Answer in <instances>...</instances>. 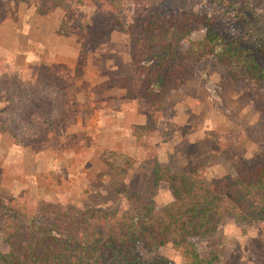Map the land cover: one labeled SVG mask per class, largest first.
Here are the masks:
<instances>
[{
  "label": "rangeland",
  "instance_id": "374dc122",
  "mask_svg": "<svg viewBox=\"0 0 264 264\" xmlns=\"http://www.w3.org/2000/svg\"><path fill=\"white\" fill-rule=\"evenodd\" d=\"M113 5L111 19L140 38L137 57L144 72L157 66L159 53L166 54L163 46L171 39L164 43L161 35L170 25L166 17L177 12L210 18L225 41L260 47L264 55V0ZM94 14L87 0H65L55 8L44 0H0V208L14 200L25 206L10 221L0 217V264H48L46 252L32 255L26 248L36 246L25 239L37 238L31 233L36 223L47 229L38 238L49 240L53 262L64 261L60 246L69 233L77 245L109 234L113 222L105 227V214L126 215L128 226L144 220L148 227L153 218L176 233L199 192L187 194L178 180L173 183L182 169L196 166L213 182L264 153V88L240 73L241 66L211 54L179 53L173 63L165 61V69L194 66L193 74H175L176 81L159 85L155 80L150 87L145 73L133 72L132 36L119 29L79 56ZM158 16L164 28L153 26ZM203 39L204 32L193 30L192 41ZM152 87L154 95L145 97ZM171 184L180 188V200ZM91 211L101 221L84 223L82 215ZM194 241L201 258L213 253L219 264H264V221L238 225L225 218ZM161 253L180 263L172 245Z\"/></svg>",
  "mask_w": 264,
  "mask_h": 264
},
{
  "label": "trees",
  "instance_id": "16d2710c",
  "mask_svg": "<svg viewBox=\"0 0 264 264\" xmlns=\"http://www.w3.org/2000/svg\"><path fill=\"white\" fill-rule=\"evenodd\" d=\"M44 1L48 3L49 7L55 8L65 0ZM114 1L87 0L88 4L95 7V14L91 19L89 29L84 35L79 49L81 58L86 57L89 52L105 44L109 40L111 33L119 29L121 32L132 36L130 38V46L133 54L131 62L133 72L139 76L145 73L146 79L144 81L148 82L147 84L150 87L155 80H158V83L156 82L157 85H159V80L168 81L173 78L176 81L175 74L179 77L184 72L192 75L193 69L195 70L194 66L193 69L189 67L165 69L167 65L165 61L173 63L179 53L188 55L200 53L201 55H214L218 62L226 63L228 66L232 64L241 66V70L239 69L240 73L244 74L249 80L254 79L259 88H264V55L262 49L260 47L255 49L253 46L245 45L238 41H225L220 36L221 34L214 30L213 20L200 15H193L190 12H177L170 18L166 17L170 25L161 35L165 39L164 43L167 39H171L163 46L162 52L167 50L164 52L166 54L162 57L160 53L157 55L160 61L153 70L142 71L137 57L140 53L137 41L140 38L138 36L135 37L132 30L126 29L121 23L111 19L110 7L114 6ZM182 17H184L183 21L180 19ZM158 25L165 27V24L161 22V16H158L156 23L153 24L155 27H158ZM196 29L204 32L203 40L196 42L191 40L193 30ZM158 43L161 44L162 42L159 41ZM150 48L152 47L150 46ZM178 60L182 64L185 58L180 55ZM228 74L233 80H238L236 73L228 70ZM179 83H181V80ZM154 93L155 91L152 87L148 88L147 94L144 95L148 98L153 96ZM177 180L187 194H191L196 190L199 192L195 193L192 204L183 214L184 228H179L176 233H173L168 224L162 221H154L153 218L148 221V227L144 225L146 223L144 220H140L142 223H139V225L138 223L130 222L132 224L128 226L125 220L126 215L117 218L111 214H105L103 217L105 227L107 222L112 220L114 229H111L109 234L105 233V236L100 235L102 237L99 238L95 235L96 238L92 237L81 245L75 244L72 240L73 236L69 233L66 241L62 239L66 243H61L62 245L60 246L59 255L61 254L60 258H64V261L56 260L53 262L51 257L54 253H49L48 250L50 246L49 240L46 242L41 237L38 238V235L47 231L43 224H33L31 233L35 232L37 238L25 236V239H29L36 246L33 248L34 245L31 244L26 248L31 251L32 255H37L38 249L41 252H46L48 264H219V257L216 254L211 253L205 258H201L198 245L194 240L209 236L225 218L233 219L238 225H253L256 222L264 221V153L256 156L254 164L240 166L237 168L235 175L226 176L222 180L207 182L204 173L196 166L182 169L179 173V178L174 177L172 179L173 183ZM170 187H173L172 184ZM172 189L174 197L180 200L178 199L181 198L180 188L175 186ZM1 210L4 213L0 212V217L1 215H7V221H10L14 218V212L16 210L24 211L25 206L21 207L14 200L0 208ZM99 216L97 211H91L82 215V219L84 223L91 219L101 221ZM13 228L14 233H18L17 228ZM19 236L21 235L19 234ZM103 237L105 238L103 239ZM176 237L179 240H176ZM19 238L21 240V237ZM181 243H185V246L179 249ZM44 244L47 246L45 247ZM167 245H172L173 249L178 253L180 263H171L166 256L162 255L161 250ZM71 247L72 250H70ZM80 249L82 251L78 252ZM64 252H71L70 258H66ZM4 257L7 258V256ZM7 262L10 264L11 261L7 260Z\"/></svg>",
  "mask_w": 264,
  "mask_h": 264
},
{
  "label": "crops",
  "instance_id": "0c3cea01",
  "mask_svg": "<svg viewBox=\"0 0 264 264\" xmlns=\"http://www.w3.org/2000/svg\"><path fill=\"white\" fill-rule=\"evenodd\" d=\"M69 71H71V69H69ZM105 125V124H104ZM105 127V126H104Z\"/></svg>",
  "mask_w": 264,
  "mask_h": 264
}]
</instances>
